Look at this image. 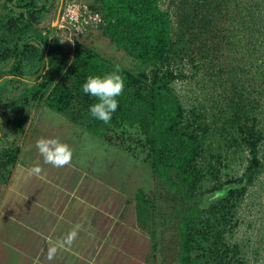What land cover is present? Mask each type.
Wrapping results in <instances>:
<instances>
[{"label": "trees", "instance_id": "obj_1", "mask_svg": "<svg viewBox=\"0 0 264 264\" xmlns=\"http://www.w3.org/2000/svg\"><path fill=\"white\" fill-rule=\"evenodd\" d=\"M48 1L0 0V81L4 75L18 77L27 69L34 71L42 67L37 82L17 97L20 116L12 118L9 109L3 111L1 116L6 120L0 121V126L7 129L6 134L17 137L24 132L22 123L27 118V110L32 107H45L65 114L94 135L111 128L124 132L136 129L141 134L139 142L146 150L145 161L154 176L155 196H160V185L168 189L170 196L165 200V207H158L155 196H148L138 188L135 194L138 224L149 228L155 223L154 213L158 211L167 224L175 221L177 264H246L241 258L240 246L230 242L229 234L237 225L233 222L238 205L264 174V156L260 154L264 128L261 118L255 114L258 101L264 100V91L255 90V76L250 78L251 95L255 96L251 97V117L247 115L249 104L242 99L241 93H237L241 99L234 103L233 122L237 123V134L232 143L236 148L248 151L247 165L240 176L220 182L216 165L220 158L207 156L205 128L201 129L196 119L187 114L171 85L176 77L173 71L131 70L109 60L84 42L75 43L73 54L66 52L59 36L51 38L52 32L39 25L49 12ZM171 1L177 6L176 40L172 33L171 13L160 6V0L87 2L101 14L103 24L100 28L111 42L141 63L157 66L172 51H179L180 46L181 51L184 46L188 49L191 42L199 49L208 50V41L203 38L206 37L204 33L208 35L209 32L218 45L216 48V45L210 46V50H217L220 45L217 38L224 36L211 27L221 15L227 14L228 0ZM263 14V0H247L239 16L224 19L236 23L234 26L231 22V30L248 39L252 50L256 38L264 34L256 20ZM117 65L125 88L117 97L119 107L110 123L104 124L91 116L89 108L98 101L85 94L82 85L89 76H104L113 72ZM257 112L260 114V110ZM14 144L0 153V185L10 182L20 162L21 148ZM207 177L217 179L216 183L205 185ZM163 209L169 211L163 213ZM150 233L156 248V233L151 227Z\"/></svg>", "mask_w": 264, "mask_h": 264}, {"label": "rangeland", "instance_id": "obj_2", "mask_svg": "<svg viewBox=\"0 0 264 264\" xmlns=\"http://www.w3.org/2000/svg\"><path fill=\"white\" fill-rule=\"evenodd\" d=\"M52 1L47 2L49 12L39 25L52 32L51 38L58 35L66 52L73 54L75 43L84 42L109 60L131 70L142 69L152 72L157 68L162 72L173 71L176 77L171 85L180 96L187 114L196 119L201 129L205 128L207 156L215 155L217 159L220 158V161L216 163L220 171L218 180L223 182L229 177L240 176L243 173L247 165L248 151L236 148L232 143L233 136L237 134V123L233 122L234 103L241 99L237 95L238 92L241 93L242 99L249 104L247 115L251 117V97H255L251 95V76L257 79L255 90L263 89L264 91V34L256 38L251 50L249 40L244 39L241 33L236 35L233 29L231 30L232 21L224 18L239 16L244 11L247 0H243L242 3H239L240 0H228L230 8L228 7L227 14L221 15L222 17L212 23L211 28L214 31L217 29L224 36V38H217L220 44L217 50H210V46L216 45L215 38L210 32L208 35L204 33L206 37L203 40L208 41V50L199 49L191 42L188 49H184V46L181 51L180 46L179 51H172L167 59L157 66L141 63L124 50L117 48L102 28L80 35L75 43L66 40L63 36L65 32L59 25L63 9L62 0H57L53 4ZM160 6L171 13L172 33L176 40L179 27L177 6L171 0H160ZM261 18L256 20L258 26L264 30V14ZM232 23L236 26V23ZM41 72L42 67L34 71L27 69L18 77L3 76L0 81L1 122L6 120L1 116L5 109L10 110L12 118L20 116L17 110L20 102L17 97H20L26 87L37 82ZM255 90L253 92L258 95ZM14 100L16 102H13ZM258 102L255 114L261 118L264 128V100ZM26 113L27 118L22 123L24 132L17 137L14 134H6L7 129L0 126V153L14 143L21 148L20 162L15 169L22 167L19 169L23 170L27 168L28 163L32 162L44 163V160H40L43 157L35 146L36 141L41 137H58L72 149L71 164L79 168L81 173H85H80L84 174V177L76 176V172H72L69 176L71 184H74L75 179L80 182L77 190L79 195H83L84 198H95L97 207L100 205L103 207L100 206V210L106 213L111 212L115 224L122 223L125 230L130 229L128 243L151 244L148 252H144L145 264H177L178 232L175 221L171 220V223L167 224L159 211L154 213L156 221L149 228H142L136 219V190L141 188L151 197H154L156 193L154 176L149 164L145 161L146 150L139 142L140 132L133 128L128 129V132L111 128L102 134L94 135L70 120L65 114L45 107H32ZM260 154L264 156V144L261 145ZM22 158L25 161L24 165ZM47 165L49 169L56 168ZM81 166H84V169ZM58 169L61 173L60 168L55 170ZM216 180L207 177L204 183L212 186ZM17 185L18 183H15V186ZM159 193L160 196H155L157 205L165 207L167 205L165 200L170 198L168 189L160 185ZM244 198L237 207L233 222V224L237 222V225L233 228L232 234H229V240L240 246L241 258L246 264H264V174ZM167 211L169 210H162L163 213ZM150 227L156 233V248L152 244Z\"/></svg>", "mask_w": 264, "mask_h": 264}, {"label": "crops", "instance_id": "obj_3", "mask_svg": "<svg viewBox=\"0 0 264 264\" xmlns=\"http://www.w3.org/2000/svg\"><path fill=\"white\" fill-rule=\"evenodd\" d=\"M37 164L43 169L39 177L29 174ZM26 167H17L10 182L0 185V264H145L144 252L151 244L128 243L130 229L115 224L95 198L80 196L78 180L70 183L72 172L81 177L84 172L71 164L60 173L41 161ZM77 225L72 245L47 259L49 242L62 241Z\"/></svg>", "mask_w": 264, "mask_h": 264}, {"label": "clouds", "instance_id": "obj_4", "mask_svg": "<svg viewBox=\"0 0 264 264\" xmlns=\"http://www.w3.org/2000/svg\"><path fill=\"white\" fill-rule=\"evenodd\" d=\"M120 71V67L117 65L113 72L104 76H89L82 85V91L98 101L89 108L91 116L104 124L110 123L113 114L119 107L117 97L122 95L125 88L124 79ZM35 146L46 164L56 168H63L72 163L73 152L71 147L58 137H41L36 141ZM42 171V167L37 164L29 169V174L39 177ZM79 228L80 226L77 225L62 241L57 242L55 245L49 242L47 259L53 260L60 249H63L66 245L71 246L78 236Z\"/></svg>", "mask_w": 264, "mask_h": 264}, {"label": "built area", "instance_id": "obj_5", "mask_svg": "<svg viewBox=\"0 0 264 264\" xmlns=\"http://www.w3.org/2000/svg\"><path fill=\"white\" fill-rule=\"evenodd\" d=\"M62 5L59 25L65 32L63 36L72 43L103 24L101 14L90 8L86 0H62Z\"/></svg>", "mask_w": 264, "mask_h": 264}]
</instances>
